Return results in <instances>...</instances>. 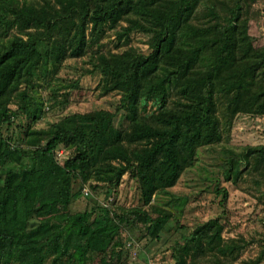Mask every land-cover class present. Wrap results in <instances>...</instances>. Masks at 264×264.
<instances>
[{
	"label": "trees",
	"instance_id": "obj_1",
	"mask_svg": "<svg viewBox=\"0 0 264 264\" xmlns=\"http://www.w3.org/2000/svg\"><path fill=\"white\" fill-rule=\"evenodd\" d=\"M203 1L54 0L21 5L10 19L1 11L0 34L17 24L26 37L0 42V130L20 115L40 117L31 93L40 70L67 51L81 56L88 25L94 35L123 18L127 25L117 37L149 34L151 51L100 53L91 63L101 76L100 93L120 95L114 112L75 113L46 130L28 126L20 144L0 136V264H128L123 226L146 223L158 238L167 217L134 210L131 219L108 207L72 213L73 181L96 173L111 190L128 172L149 202L176 183L199 144L221 141L219 101L231 114H264V47H255L249 34L248 0H208L199 10ZM172 93L178 99L171 103ZM13 94L20 100L16 109ZM148 101L163 115H143ZM143 141L145 147L135 145ZM60 146L69 149L63 163L55 157ZM251 171L264 172L262 145L244 147L224 175L235 181ZM222 228L217 218L199 225L175 246L178 264L206 252L213 257L200 264H230L226 257L242 245L224 241Z\"/></svg>",
	"mask_w": 264,
	"mask_h": 264
},
{
	"label": "rangeland",
	"instance_id": "obj_2",
	"mask_svg": "<svg viewBox=\"0 0 264 264\" xmlns=\"http://www.w3.org/2000/svg\"><path fill=\"white\" fill-rule=\"evenodd\" d=\"M48 1L50 4L54 2L0 0V13L3 11L10 19V11L21 5L35 3L45 6ZM207 4L209 1L204 0L199 10L204 9ZM244 8L248 9V31L253 45L264 47V0H248ZM126 25L122 18L115 25H103L94 35L91 34V25H88V42L81 56H72L67 51L65 56L57 61L50 57L47 66L40 70L41 77L31 92L33 108L38 109L40 117L33 119L20 115L13 123L3 125L0 136L9 138L14 144H20L28 126L35 130H46L53 123L75 113L99 109L114 112L120 95L100 93L101 76L97 72H91V63L100 53H121L126 49L145 54L151 51L148 44L149 34L134 30L127 38L117 37V31ZM25 33L17 24L11 28H3L0 42L5 43L17 35L26 37ZM35 33L39 38L46 37L42 40L44 44L52 42L47 33ZM48 45V51H52L51 45ZM23 89L24 86L21 87V90ZM177 99L178 96L172 93L168 101L172 103ZM12 101L10 107L16 109L20 101L17 94H13ZM144 105L141 113L147 117H160L162 112H165L152 101ZM217 115L221 120V141L199 144L193 160L186 165L171 188L153 194L151 200L146 202L138 182L131 178L128 172L122 176L119 185L111 190L107 189L105 181L96 173H92L87 181L76 178L71 184L74 197L68 207L70 212L108 207L111 213L127 215L131 219H136L131 214L134 210L144 211L153 218L167 217L158 238L148 231L146 223L123 226V237L128 248V264H178L175 246H182L191 239L192 233L199 225L216 218L223 226L221 235L224 241H235L242 245L233 256L231 254L226 257L227 262L264 264V172H247L235 181L227 179L224 175L230 160L239 157L244 147L264 146V114H231L226 103L219 101ZM146 144V141L135 143L137 147H145ZM55 155L58 163H63L69 155V149L60 146ZM193 255L194 253H191L185 257L186 264H200L210 256L213 257L210 252L197 257Z\"/></svg>",
	"mask_w": 264,
	"mask_h": 264
}]
</instances>
